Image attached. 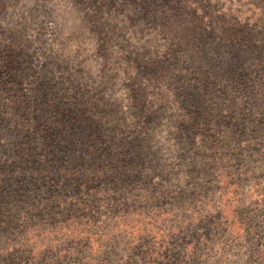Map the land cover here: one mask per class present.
Instances as JSON below:
<instances>
[{"label":"rangeland","instance_id":"obj_1","mask_svg":"<svg viewBox=\"0 0 264 264\" xmlns=\"http://www.w3.org/2000/svg\"><path fill=\"white\" fill-rule=\"evenodd\" d=\"M0 264H264V0H0Z\"/></svg>","mask_w":264,"mask_h":264},{"label":"trees","instance_id":"obj_2","mask_svg":"<svg viewBox=\"0 0 264 264\" xmlns=\"http://www.w3.org/2000/svg\"><path fill=\"white\" fill-rule=\"evenodd\" d=\"M222 208H223V205H222ZM223 210H224V208H223ZM224 212H225V210H224ZM225 217V216H224ZM226 222H228L227 220H226Z\"/></svg>","mask_w":264,"mask_h":264}]
</instances>
